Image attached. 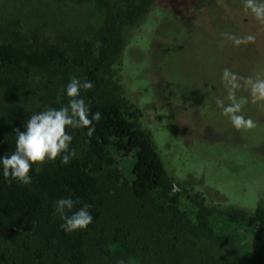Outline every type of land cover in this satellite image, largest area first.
<instances>
[{"label": "trees", "instance_id": "obj_1", "mask_svg": "<svg viewBox=\"0 0 264 264\" xmlns=\"http://www.w3.org/2000/svg\"><path fill=\"white\" fill-rule=\"evenodd\" d=\"M156 1L118 0L106 7L96 35L99 50L86 40L72 44L69 53L37 36L0 33V157L15 151V129L26 130L35 72L77 69L82 81L93 84L86 90L89 118L95 112L102 116L93 121L91 137L82 128L87 143L82 157L66 165L61 157L41 169L32 165L29 185L9 184L0 167V264H116L118 259L129 264L130 257L139 264H264V204L252 213L219 211L258 234L261 246L251 256L240 253L233 236L217 235L210 227L209 217L217 209L208 207L203 197L189 195L200 210L194 224L177 207L181 193H174L151 136L140 127V111L134 106L130 113L125 110L120 87L108 71L121 53L122 31L135 26ZM240 30V36L247 33ZM258 56L256 67L264 69V54L258 51ZM126 158L132 160L129 181L113 168ZM157 190L168 207L153 199ZM69 197L78 201L73 211L91 205L93 221L87 228L66 232L60 227L63 221L54 205ZM109 245L119 250L112 252Z\"/></svg>", "mask_w": 264, "mask_h": 264}, {"label": "rangeland", "instance_id": "obj_2", "mask_svg": "<svg viewBox=\"0 0 264 264\" xmlns=\"http://www.w3.org/2000/svg\"><path fill=\"white\" fill-rule=\"evenodd\" d=\"M117 4L118 0H0V33L16 30L37 36L69 53L72 44L86 40L99 50L96 35L105 9ZM240 29L247 32L244 36L254 34L255 43L236 47L217 34L240 36ZM202 31L207 35L195 34ZM122 41L121 53L108 71L120 87L125 110L130 113L134 106L140 111L138 123L151 136L174 193H181L178 209L197 224L200 210L189 195L203 197L208 207L217 209L209 217L214 232L233 236L241 254L253 255L261 246L258 234L219 211L252 213L264 204V101L253 103L247 90L237 91L238 98L248 99L242 114L256 124L237 130L215 100L229 103L221 79L225 68L235 72L242 85L249 77L264 79V69L256 67L258 51L264 54V23L244 11L242 0H157L135 26L122 31ZM73 76L82 80L77 69L33 73L30 116L67 105L65 89ZM80 98L87 102L86 90L81 89ZM68 131L73 136L70 148L76 150L75 157H82L87 150L82 129ZM45 163L35 165L41 169ZM131 165L126 158L113 168L129 181ZM153 199L169 206L159 190ZM107 249L119 250L115 245ZM139 263L129 258V264Z\"/></svg>", "mask_w": 264, "mask_h": 264}, {"label": "clouds", "instance_id": "obj_3", "mask_svg": "<svg viewBox=\"0 0 264 264\" xmlns=\"http://www.w3.org/2000/svg\"><path fill=\"white\" fill-rule=\"evenodd\" d=\"M243 9L250 12L257 21L264 23V0H242ZM223 37L239 47L249 43H255V35L235 36L222 33ZM222 82L227 91V101L217 98L215 103L222 109L221 114L228 117L231 124L237 129H252L256 127L250 117L242 114L243 107L248 103L246 97H237L236 93L241 88L247 90L253 103L264 101V79L249 77L244 84L241 78L229 68L222 72ZM93 84L78 77H71L66 86V95L69 98L67 105L45 110L30 116L24 125L25 131L15 129V151L0 157V167L4 179L11 184L13 181L29 185L31 183L30 172L32 165L43 164L46 161H55L61 157V163L66 165L75 157L76 150H70L73 136L68 129L87 128V135L91 137L95 132L93 121L99 122L102 118L100 112H95L89 118V107L83 98H80L81 89L91 90ZM72 198H61L55 202V213L59 215L63 223L60 227L66 232L85 229L92 223L93 217L89 212L90 204H84L79 210L73 211L75 204ZM68 213H71L70 215ZM116 264H125L118 259Z\"/></svg>", "mask_w": 264, "mask_h": 264}]
</instances>
